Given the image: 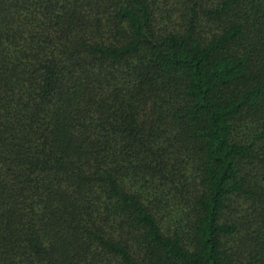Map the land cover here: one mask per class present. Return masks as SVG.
Segmentation results:
<instances>
[{
	"label": "trees",
	"instance_id": "16d2710c",
	"mask_svg": "<svg viewBox=\"0 0 264 264\" xmlns=\"http://www.w3.org/2000/svg\"><path fill=\"white\" fill-rule=\"evenodd\" d=\"M0 264H264V0H0Z\"/></svg>",
	"mask_w": 264,
	"mask_h": 264
}]
</instances>
